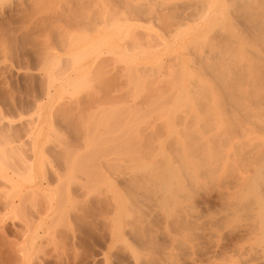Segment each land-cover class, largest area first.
<instances>
[{"label": "rangeland", "instance_id": "374dc122", "mask_svg": "<svg viewBox=\"0 0 264 264\" xmlns=\"http://www.w3.org/2000/svg\"><path fill=\"white\" fill-rule=\"evenodd\" d=\"M119 1L0 0V264H264V141L253 139L263 112L239 117L254 136L230 149L236 127L218 115L188 123L184 92L173 93L176 71L189 86L192 43L229 0L204 22L207 7L188 0ZM251 89L248 100L261 97ZM162 97L170 108L149 115ZM198 147L220 157L215 172L170 177ZM242 185L251 195L237 213L228 197Z\"/></svg>", "mask_w": 264, "mask_h": 264}, {"label": "bare ground", "instance_id": "6f19581e", "mask_svg": "<svg viewBox=\"0 0 264 264\" xmlns=\"http://www.w3.org/2000/svg\"><path fill=\"white\" fill-rule=\"evenodd\" d=\"M121 1H119V2L121 3ZM126 1L128 2L129 0H126ZM193 1H195V2H192V0H188V4L189 5L195 4V6H192V7H195V10L197 9L196 4L197 5H198V3H200L201 5L203 4L204 6H206L208 8V11H207L206 7H204V8L202 7L203 9L206 8L205 9L206 10L205 14H206L207 12H209V10L211 11L213 9H216L218 7L217 5H219L224 0H193ZM123 3H124V0H123ZM227 3H228V6H227L228 8L226 6L225 7L228 9V10L226 9L228 12H226L223 9L221 11L219 10L222 13L219 15V13H220L219 12L218 14H216L215 17H214V15H215V13H214V15H212L214 17V19L210 23H208V24L206 23L208 25L207 26L208 31L205 33L203 38L202 37L200 38V39H202V40L204 39V40L201 41L200 39H198V40H195L194 43H192L196 47V55H194V57L190 61V63H191L190 69L193 72L190 76V79L188 80L190 82L189 86L186 88H183V89H182V87L179 88L178 83L181 81L180 80L181 78L179 75L181 72H183V70L176 71L175 74H173V76H172V78L174 77V79H172V81L174 82V86H173L174 92L173 93L180 92L181 90L184 92L182 94V97H180V100L183 104V105H181V107L186 111L185 113H187L186 114L187 117L185 119L188 123H191L193 120L197 121L196 118L197 117L200 118L199 115H202V114L205 116L204 118L202 116V119L207 118L208 123H209L210 118L212 119L213 117L218 115L216 117H220L221 119H219V120H221V121L223 120V122L227 123V124L223 123L222 125H227V126H229L230 129H233L232 127H234V128L236 127L237 129L239 128V130L233 129V130H230L228 132L227 141L229 142L230 149H232L236 146L239 147L241 145V143L238 141H241L243 139H249L250 140L254 136L253 135L252 137L251 136L243 137L245 133L252 134L253 131H252V128H249L248 126L246 127V125L241 126L239 124V117H242V116L246 120H248L250 118L253 119L254 115L256 118H258L257 116L260 115V112H263L262 120L261 119L257 120L254 118L255 122L256 121L259 122V124L258 123H256V124L259 125L258 127L260 128V130H259L260 134H259V136L258 135L254 136L253 139L254 140L260 139L261 141H264V95H262V92L264 94V89H263L264 88V71L262 70L263 73L259 72L261 70V68L259 69V67H258L259 63L261 61H264V59L261 58L263 56H261L260 53L259 54L257 53V48H258L259 44L264 42V0H231V1L229 0ZM125 7L127 8L128 6H125ZM189 8H191V7L189 6ZM129 9H130V7H128V10ZM192 9H194V8H192ZM224 11H225V14L223 13ZM181 12L183 13L185 11H181ZM181 12L179 11V13L176 14L177 15L176 17H178V15H180ZM215 12H217V11L215 10ZM137 13H138V11H137ZM211 13H212V11H211ZM139 14L142 15V12H139ZM139 14H137V15H139ZM196 14H197V16H199L198 13H196ZM203 14H204V12H203ZM203 14L200 16H203L202 21L204 22L205 21L204 19H206L207 15L210 13H208L206 15H203ZM190 15H192V14H190ZM187 17H188V15H187ZM187 17L185 15V13H183V15L179 16L178 18H181L182 20H189ZM192 17H190V19ZM183 25H184L183 23L180 24L179 26L177 25L178 26L177 28L183 27ZM172 28H173V26H172ZM174 31L178 32L179 30H174ZM171 35L172 34L170 33V36ZM220 36H222L223 39L221 38V40H219L218 38H220ZM214 38H216V39H214ZM262 44H264V43H262ZM186 68H187V66H186ZM258 69H259V71H258ZM136 71H138V74L140 75L139 78L140 77L143 78L142 76L145 74L146 70L145 69L144 70L139 69ZM143 72H144V74H143ZM146 73H148V72L146 71ZM139 78H138V80H139ZM143 80H145V79L143 78ZM146 81H147V79H146ZM140 83L143 85L144 82L142 81V79L140 80ZM143 86H142V88L145 89V87H143ZM260 87L262 89L261 90L262 92L259 90ZM249 88L250 89L252 88L251 91H253L255 93H256V91H254L255 89L259 90V93L261 92L260 93L261 97H258L259 95L258 96L254 95L253 96L254 98H252L253 101H252V99L248 100L247 99L248 93L245 94V92L247 91V89L249 91ZM249 96H250V94H249ZM255 96H257V97L255 98ZM167 99H164L161 101L156 100V102L153 101L152 107H150V105H149L150 110H151L150 113L147 110L149 115L152 113H155L154 111H157L158 108H160L161 110H164V111H166V109L170 108L169 106H170L172 101L170 102ZM249 99H250V97H249ZM168 102L170 104H168ZM164 105L166 107L168 106V108L164 109L165 108ZM161 106L162 107L164 106V108H162ZM151 108H153L154 111ZM161 110L159 111L161 114L158 112L160 115L165 113L164 111H162L163 112L162 113ZM258 111H259V113H258L259 115L257 114ZM131 112L133 113V111H131ZM115 113H117V111ZM127 113H128V111H127ZM115 115H117V114H115ZM136 115H138V113ZM120 116H122V114ZM132 116H134V115H132ZM261 116L259 118H261ZM111 117H113V116H111ZM118 118H119L118 116H117V119L116 118L114 119V117H113V119L115 120V122L114 121L113 122L116 124H117V122H119L118 125H120L123 118H122V120H119ZM126 118L128 120V117H126ZM148 118L149 117H147V119ZM105 119H107V118H104V120ZM144 119L146 120V118H144ZM116 120H117V122H116ZM128 121L130 123V120H128ZM142 121H143V119H142ZM186 121H185V123H186ZM195 121H194V123H195ZM221 121H219V122L221 123ZM133 122L134 121L132 119L131 123H133ZM216 122H215V124H216ZM116 124L115 125L113 124V129L119 128V127H115V126H117ZM123 124H124V121H123V123H121V125H123ZM217 124H218V122H217ZM131 126H133V125H131ZM143 126H144V124H143ZM208 126L210 128H207L206 131L208 129H211V123ZM125 127H128V126L125 125ZM218 127H220V125ZM111 128H112V126H111ZM131 129H132V127H131ZM134 129L135 128H133V130ZM212 129H213V127H212ZM210 131L212 132V130H209L208 132H210ZM138 132H139V130H138ZM129 133H128V135H129ZM210 133H208V135ZM237 133L241 134L242 137L234 140L235 134H237ZM124 134H126L125 131H124ZM131 134L133 136L134 132ZM178 134H179V132L176 133V136ZM205 136H203V139L205 141L210 142L211 141L210 136H212V135H210L208 137H205ZM120 137H122L121 140L122 139L125 140V138H123L124 136H120ZM135 137H136V135H135ZM135 137H134V139H135ZM139 138H140V136H139ZM101 139H102V137H101ZM111 140L113 142V139H111ZM132 140H133V138H132ZM213 140L214 139H212V141ZM106 141H107V139H106ZM125 142H127V140H125ZM114 143H115V141H114ZM114 143H112V144L114 145ZM131 143H133V141ZM109 144L110 143L108 142V145ZM120 144H119V146H120ZM122 144H123V141H122ZM123 145H124V147L123 146L122 147L125 150V152L127 150L129 151V149L127 147V143L123 144ZM115 146L116 145H114V146L110 145V147H112V148ZM135 146H136V144H135ZM137 146H139V145H137ZM110 147L108 146V148H110ZM125 147L127 148V150L125 149ZM184 147L186 148V146H184ZM135 148H137V147H135ZM10 149H9L10 154H9V151L8 152L6 151L9 156L4 151V155H6V157L7 156L10 157V155H12L11 151L13 148H10ZM24 149L25 148H23V151H24ZM132 149H130V151ZM230 149H229V151H232ZM3 150H5V149H3ZM134 150H132L131 152L129 151L127 153L133 154ZM35 151H36V148H35ZM127 153H125V154H127ZM38 156L40 157L39 154H38ZM178 156L181 159V166L177 167V169L170 167L169 171H168L170 177H175V176L182 175V174H191L192 175L193 169L195 167H197L202 173L201 179H206L207 177H210L215 172V169H216L215 164L218 162V160L220 158V157L219 158L217 157L213 161H212V159H207L205 157V153L201 147L194 148V149L189 148L188 151L186 150L185 152H182V155L178 154ZM78 159H80V158H78ZM180 159H178V160H180ZM39 160H40V158H39ZM78 161H79V163H81V162L83 163L84 160L83 161L78 160ZM89 164H90V162H89ZM83 165H85V164H83ZM258 174H259V177H263V179L261 180V181H263L264 180V163L261 164L260 166H258ZM250 195H251V191H248L246 189V187L244 185H242V187H240L235 192L232 191V193L229 195L228 198L230 201L235 203L236 208L238 207V209H239V210H237V213H238L240 210H242L241 209L242 207L247 205L246 203L248 200H250ZM262 202H264V200H262ZM261 205H262L261 209L264 211V208H263L264 204H261ZM40 221H41V218H40Z\"/></svg>", "mask_w": 264, "mask_h": 264}]
</instances>
